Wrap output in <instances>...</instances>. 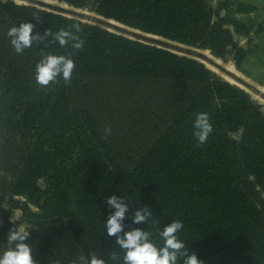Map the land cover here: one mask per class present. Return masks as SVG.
<instances>
[{"label": "trees", "instance_id": "16d2710c", "mask_svg": "<svg viewBox=\"0 0 264 264\" xmlns=\"http://www.w3.org/2000/svg\"><path fill=\"white\" fill-rule=\"evenodd\" d=\"M15 1L0 0V254L23 221L39 264H82L94 251L123 264L104 228L116 195L129 204L125 231L148 230L159 246V231L180 220L179 239L204 264H264L263 104L198 59ZM52 1L218 57L233 40L222 4L210 0ZM22 22L41 35L79 24L84 49L49 38L18 55L7 32ZM49 52L72 54L70 84H36ZM199 112L213 124L202 145L193 136ZM4 200L20 220L2 212ZM142 206L159 224L132 223Z\"/></svg>", "mask_w": 264, "mask_h": 264}, {"label": "clouds", "instance_id": "9594fccd", "mask_svg": "<svg viewBox=\"0 0 264 264\" xmlns=\"http://www.w3.org/2000/svg\"><path fill=\"white\" fill-rule=\"evenodd\" d=\"M34 19L40 20L38 14H34ZM36 26L31 22H22L19 26H12L7 32L10 44L15 53L23 54L26 49L32 47L34 41L58 42L60 47L70 46L74 51L84 49L85 40L79 33L83 31L79 24H73L68 29L61 28L53 32L46 30L43 35L39 32L33 34ZM76 65L72 54H53L51 52L42 55L36 63L34 69V78L38 86L45 88L51 84H58L61 80L65 84H70L72 74ZM193 136L199 144L207 142L208 137L213 132L211 118L206 112H199L193 122ZM112 129L110 126L105 128V134L110 135ZM107 205L114 209L104 221V228L109 237H115V242L119 249L123 250V264H204L198 259L195 253H190L185 243L178 237V233L183 229V222L173 220L160 230L158 235L162 241L157 245L152 239V234L147 230L133 228L125 231L124 220L129 211V204L125 198L112 195L106 200ZM153 211L148 206L136 208L131 217L133 224L149 223L159 224V221L152 219ZM30 236V230L23 226H13L7 235V248L0 254V264H39L34 259V246L26 243ZM111 260L119 259L116 252H112ZM82 264H106L103 258H100L96 251L90 252L88 257L82 256Z\"/></svg>", "mask_w": 264, "mask_h": 264}, {"label": "crops", "instance_id": "0c3cea01", "mask_svg": "<svg viewBox=\"0 0 264 264\" xmlns=\"http://www.w3.org/2000/svg\"><path fill=\"white\" fill-rule=\"evenodd\" d=\"M213 6L222 4L220 15L234 16L227 22L237 43L234 62L238 78L264 96V0H210ZM248 78V79H247ZM252 97L263 104L264 98L253 92Z\"/></svg>", "mask_w": 264, "mask_h": 264}, {"label": "water", "instance_id": "95a60500", "mask_svg": "<svg viewBox=\"0 0 264 264\" xmlns=\"http://www.w3.org/2000/svg\"><path fill=\"white\" fill-rule=\"evenodd\" d=\"M24 1H26V2L28 1V3L24 2L23 4L35 5V6L50 10V11L51 10L55 11L57 13H60V14H63V15L69 16V17L78 18L82 21L89 20V21H91L89 23L100 25L109 31L115 32L117 34H121V35L126 36L128 38L138 40V41H141L144 43L156 45L158 47L165 48V49L170 50L172 52L198 59L201 62L205 63L206 65H207V63H210L211 65H213L218 70H221L223 68V70H225L223 72H225L226 75L232 77L238 83L237 85L246 89L248 92H253V93H255L259 96H262L264 98V96L262 94H260V92L257 89L253 88L252 86H250L249 84H247L245 82H242V80L238 79V76L234 72L228 70L224 66L223 67L220 66L219 62L215 61L214 59H212L209 56H207L206 54H204L201 51L202 49L195 48L193 46L186 45V44H183V43H180L177 41H172L170 39L163 40L161 38L152 37V36L148 35V34H152V33L144 32L142 30L130 27L124 23H123L124 25L128 26L131 29L116 25L114 23H111L107 18L102 17V16H93V15H90L87 13L79 12L77 10L68 9L66 7H60V6H56V5H52V4H47L45 2H41V1H37V0H32V1L31 0H24ZM86 22H88V21H86ZM135 30H139L140 32L135 31ZM154 35H156V34H154ZM157 36H159V35H157ZM160 37H162V36H160ZM162 38H164V37H162Z\"/></svg>", "mask_w": 264, "mask_h": 264}, {"label": "rangeland", "instance_id": "374dc122", "mask_svg": "<svg viewBox=\"0 0 264 264\" xmlns=\"http://www.w3.org/2000/svg\"><path fill=\"white\" fill-rule=\"evenodd\" d=\"M48 1V0H47ZM43 2H46V0H44ZM61 2H63V1H61ZM63 3H65V2H63ZM49 4H53V5H60L59 3H55V2H50ZM68 6H69V8L68 7H66V8H68V9H73V10H77V11H79V12H82V13H87V14H90V15H93V16H102V15H100V14H97L95 11H93L92 9H91V7H75V6H72V5H70V4H68V3H66ZM62 6V5H61ZM64 6V5H63ZM78 9H81V10H86L87 12H83V11H80V10H78ZM102 17H104V16H102ZM106 18V17H105ZM225 19H226V23L227 22H231V20H232V22H234V20L233 19H235V17L234 16H232V17H224ZM111 19V21L112 22H116V23H118V21H116V20H114L113 18H110ZM86 20V19H85ZM86 21H88V22H91V21H89V20H86ZM149 36H153V35H151V34H149ZM156 37V36H155ZM156 38H158V37H156ZM161 39H163V40H167L166 38H162V37H160ZM195 48H197V47H195ZM236 48H237V43H236V41L233 39V40H231L229 43H226V44H224L223 45V47H222V56H214V54H212V52L209 50V49H202L201 51L202 52H204V53H208V54H210L211 56H213L214 58H216L217 60H219V64H220V66H224L225 67V62L226 63H228L230 66H232V67H234L235 68V65H234V62L232 61V60H234L235 59V51H236ZM199 49H201V48H199ZM207 65H210V64H208L207 63ZM211 66V65H210ZM213 67V66H212ZM214 68V67H213ZM215 69V68H214ZM223 71H225V70H223V68L221 69V70H217V69H215V72L218 74V75H220L222 78H224V79H226L223 75L225 74V72H223ZM223 73V74H222ZM239 79V78H238ZM227 80V79H226ZM229 81V80H228ZM242 82H244V81H242ZM252 94V93H251ZM252 95H254V94H252ZM255 96V95H254ZM256 97V96H255ZM256 98H258V97H256ZM263 102H264V100H262ZM39 184L41 185V186H43V181L42 180H40L39 181ZM2 197H3V195H2ZM262 198H264V195L262 194ZM2 212L4 213V214H6V215H8V216H10L12 219H18V220H20L21 219V211H20V209H18V208H12L5 200L4 201H2ZM3 223V220H2V218H1V216H0V225ZM19 226H23V227H25L26 226V223L25 222H21L20 223V225Z\"/></svg>", "mask_w": 264, "mask_h": 264}, {"label": "bare ground", "instance_id": "6f19581e", "mask_svg": "<svg viewBox=\"0 0 264 264\" xmlns=\"http://www.w3.org/2000/svg\"><path fill=\"white\" fill-rule=\"evenodd\" d=\"M15 1V0H14ZM17 1H20V2H18V3H28V1L26 2V1H24V0H17ZM17 1H15V2H17ZM32 1V0H31ZM37 1H41V2H43L44 0H37ZM50 2H55V3H59L60 5H56V6H60V7H68L69 8V6L67 5V4H63V3H60V2H57V1H52V0H46V2L45 3H47V4H49ZM53 5V4H52ZM62 5V6H61ZM64 5V6H63ZM78 10H80V11H83V12H85L86 10H81V9H78ZM111 23H114V24H116V25H119V26H123V27H126V28H129L128 26H126V25H124L123 23H121V22H119L118 21V23H116V22H112L111 21V19L110 18H107ZM115 20V19H114ZM117 21V20H116ZM129 29H131V28H129ZM135 31H138V32H140L139 30H135ZM144 33V32H143ZM146 34V33H145ZM149 35V34H148ZM151 35H153L152 37H158V38H160V36H157V35H154V34H151ZM204 53V52H203ZM204 54H206L207 56H209L210 58H212V59H214L215 61H217V62H219V60H217L216 58H214L213 56H211L210 54H208V53H204ZM208 64H210V63H208ZM211 65V64H210ZM208 66V65H207ZM211 66H213V65H211ZM214 67V66H213ZM225 67L228 69V70H230V71H232V72H236V73H239L237 70H236V68H234V67H232V66H230L228 63H226L225 62ZM215 68V67H214ZM213 68V69H214ZM215 69H217V68H215ZM214 69V70H215ZM218 70V69H217ZM219 71V70H218ZM223 74V73H222ZM223 76H225L227 79H229L230 81H232V83H235V84H238L232 77H230V76H228V75H226V74H224ZM248 79V78H247ZM259 99V98H258Z\"/></svg>", "mask_w": 264, "mask_h": 264}]
</instances>
